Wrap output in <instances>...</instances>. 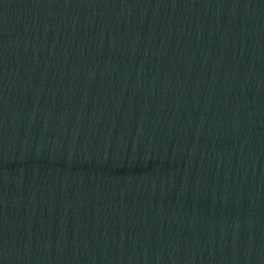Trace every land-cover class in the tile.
<instances>
[{"label":"water","instance_id":"obj_1","mask_svg":"<svg viewBox=\"0 0 264 264\" xmlns=\"http://www.w3.org/2000/svg\"><path fill=\"white\" fill-rule=\"evenodd\" d=\"M0 264H264V0H0Z\"/></svg>","mask_w":264,"mask_h":264}]
</instances>
